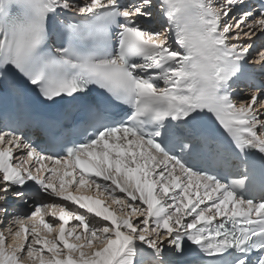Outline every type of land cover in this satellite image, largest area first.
I'll return each mask as SVG.
<instances>
[{
	"label": "snow or ice",
	"instance_id": "6c2138e0",
	"mask_svg": "<svg viewBox=\"0 0 264 264\" xmlns=\"http://www.w3.org/2000/svg\"><path fill=\"white\" fill-rule=\"evenodd\" d=\"M257 36L264 0H0V264H264Z\"/></svg>",
	"mask_w": 264,
	"mask_h": 264
},
{
	"label": "rangeland",
	"instance_id": "374dc122",
	"mask_svg": "<svg viewBox=\"0 0 264 264\" xmlns=\"http://www.w3.org/2000/svg\"><path fill=\"white\" fill-rule=\"evenodd\" d=\"M161 23H162V22H158V23L156 24V27H154V26H155L154 24H153L152 26H153V28L159 30V27H160V24H161ZM73 191H74V190H73ZM92 194L94 195V193H93V189H91V193H90V195H92ZM103 195H104V194H103ZM106 195H107V193H106ZM106 195H105L104 197H102V195H100V196H101V198H106L105 201L107 200L106 203L109 205V204H110V201H111V198L108 197V196H106ZM45 200H46V199H45ZM47 200H48V199H47ZM49 200H51V201L53 202L52 199H49ZM9 204H10V207H14V208H17V209H24V207H25L24 212L27 213V214H30L31 211L34 210L33 208H30V207H28V206H26V205H24V204H22V203H18V202H15V201H10ZM111 207H112V208H118V205L113 204L112 201H111ZM9 219H11V216L9 217ZM57 219H58V218H57ZM45 220L48 221V218L45 217ZM49 220H51V219H49ZM49 222H51V221H49ZM59 223H60V221H59V220H56V223L54 224V226H57V227H58ZM75 224H76L75 221H69V223L66 225V228H67V229H70L71 227H74ZM5 227H6V225H0V230L4 229ZM13 230H15V229H14V226H13ZM77 231H79V229H77ZM40 233H41V232H40ZM6 234H7V233H6ZM40 235H41V234H40ZM54 237H55V236L50 237V239H52V238H54ZM29 239H31V237H29ZM68 239H69L70 242H75V241H74V237H68ZM80 242H81V241H80ZM61 247H62V245H61ZM45 254L47 255V253H45Z\"/></svg>",
	"mask_w": 264,
	"mask_h": 264
},
{
	"label": "bare ground",
	"instance_id": "6f19581e",
	"mask_svg": "<svg viewBox=\"0 0 264 264\" xmlns=\"http://www.w3.org/2000/svg\"><path fill=\"white\" fill-rule=\"evenodd\" d=\"M153 27V26H152ZM61 175V174H60ZM66 179H68V178H66ZM82 191L85 193V194H87V195H90V193H91V191L90 190H88V189H82ZM94 195L92 194V196H97V195H101V194H103V191H100V190H95V188H94ZM99 195V197L101 198V196ZM102 197H104V195L102 196ZM101 199H106V198H101ZM107 201V200H106ZM45 202H47V203H52V201L51 200H45ZM109 205H111V201H110V204ZM45 217L46 218H48V221L47 222H49V221H51V220H49V219H51L50 218V216L48 215V214H45ZM58 220V219H57ZM52 222V221H51ZM54 228H58L57 226H54ZM71 228H73V227H71ZM70 228V229H71ZM14 229H15V226H14ZM39 232H41L40 234H41V236L42 237H44V236H47L49 239H50V237H53V236H55L56 235V232L55 231H53L52 233H49L48 231H47V229H45V228H43V226H39ZM82 242V241H81Z\"/></svg>",
	"mask_w": 264,
	"mask_h": 264
}]
</instances>
